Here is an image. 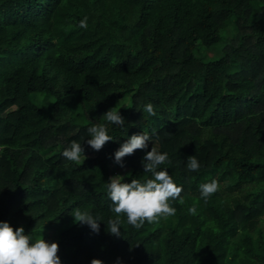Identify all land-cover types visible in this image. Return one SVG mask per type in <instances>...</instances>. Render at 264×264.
<instances>
[{"label":"trees","instance_id":"trees-1","mask_svg":"<svg viewBox=\"0 0 264 264\" xmlns=\"http://www.w3.org/2000/svg\"><path fill=\"white\" fill-rule=\"evenodd\" d=\"M220 42L218 58L196 55ZM116 107L122 127L103 118ZM94 124L113 138L100 151L87 144ZM143 132L148 148L121 167L115 151ZM73 141L79 165L62 155ZM153 146L184 202L140 229L121 216L112 236L110 167L146 180ZM0 222L58 243L61 264H264V0H0Z\"/></svg>","mask_w":264,"mask_h":264},{"label":"clouds","instance_id":"clouds-1","mask_svg":"<svg viewBox=\"0 0 264 264\" xmlns=\"http://www.w3.org/2000/svg\"><path fill=\"white\" fill-rule=\"evenodd\" d=\"M87 19L85 17L81 20L78 26L86 30ZM144 111L150 116L156 115L151 103L145 105ZM103 118L120 127L125 123L117 107L108 110ZM88 133L91 138L87 140V144L95 151H100L106 143L113 140L105 124H94L88 128ZM151 139L152 137L146 132L132 135L115 151V162L123 167L121 163L123 158L133 155L136 150L147 149ZM84 152L85 149L81 143L73 141L62 155L66 160L79 165L87 159ZM165 163H171L168 154L160 153L153 146L142 160L144 172L150 174V178L143 181L134 178L130 183L123 182L124 178L119 175L109 178L105 187L107 196L112 202L110 211L116 217L107 221L106 227L109 234L115 237L121 236V216L126 217L127 223L133 228L140 229L145 222L158 223L160 219L176 214L173 202L179 201L181 204L184 202L181 197L183 188L175 183L166 169L160 170V166ZM199 167L195 156L188 158L187 168L190 171H197ZM218 190L219 184L214 179L203 183L200 185L201 198L207 200ZM188 211L195 215L196 206H192ZM71 215L75 223L87 225L94 233L99 234L100 221L97 217L79 208H74ZM58 252V243L48 242L43 238H37L33 242L31 235H25L23 227L14 230L9 223L0 222V264H61ZM91 264H103V262L93 259Z\"/></svg>","mask_w":264,"mask_h":264},{"label":"rangeland","instance_id":"rangeland-1","mask_svg":"<svg viewBox=\"0 0 264 264\" xmlns=\"http://www.w3.org/2000/svg\"><path fill=\"white\" fill-rule=\"evenodd\" d=\"M222 42H223V39H222ZM222 42H220L217 46L215 47H212L210 48L209 50H204L202 48H200L196 55L200 58H202V60L204 61H209L211 59H216L220 56L221 54V45H222ZM118 105L119 106H126L128 105L129 103V100L127 98L125 99H122V100H119L118 101ZM110 173H111V177H114V176H121V177H124L126 174H127V170L124 169V170H120V169H116L113 165L110 167ZM62 228H59L57 227V232H59ZM55 237V232L52 231V232H47L46 235H45V238L47 240L49 239H54Z\"/></svg>","mask_w":264,"mask_h":264}]
</instances>
